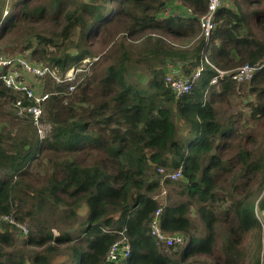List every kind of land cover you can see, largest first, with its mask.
I'll return each instance as SVG.
<instances>
[{
    "label": "trees",
    "instance_id": "trees-1",
    "mask_svg": "<svg viewBox=\"0 0 264 264\" xmlns=\"http://www.w3.org/2000/svg\"><path fill=\"white\" fill-rule=\"evenodd\" d=\"M5 1L0 42L11 51L24 44L19 52L30 50L29 60L63 70L97 59L66 100L46 101L51 128L42 139L29 115L16 116V96L0 79V216L31 229L19 248L13 225L0 219V264H107L118 231L131 253L112 264H264L257 215L264 212V65L248 80L210 82L212 66L233 71L264 61V35L255 30L264 25V0L221 6L208 38L198 20L207 0H20L12 19L14 3L4 17ZM200 64L189 93L176 95L166 84L167 74L187 75ZM137 67L151 71L143 87L126 79ZM240 92L254 97L245 103L249 111L221 118L220 104ZM177 169L179 179L163 178ZM164 186L175 200L162 206L160 225L186 237L181 250L148 232L160 205L154 195ZM46 207L59 209L68 227L54 234L41 224ZM193 213L201 236L193 234Z\"/></svg>",
    "mask_w": 264,
    "mask_h": 264
},
{
    "label": "built area",
    "instance_id": "built-area-1",
    "mask_svg": "<svg viewBox=\"0 0 264 264\" xmlns=\"http://www.w3.org/2000/svg\"><path fill=\"white\" fill-rule=\"evenodd\" d=\"M207 11L199 16V24L201 28L200 35L204 38H208L211 31L214 29L216 22V11L221 7L222 0H207ZM7 13V8L4 9V14ZM19 54V53H18ZM203 62L210 64L206 54L203 55ZM90 63L89 58H83L82 64H73L69 68L61 69L56 65L49 64H35L29 61V58L24 55L15 54H3L0 52V79L4 86L14 92L16 96L13 100V108L18 115L27 114L38 127L42 123H38L41 114L43 113V106L51 95H59L61 91L53 89L50 92L48 89H36L35 86L30 84L28 78L31 76L38 81L44 83L46 79L53 80L57 86L65 85L66 89L63 93L71 92L80 83L83 72L87 71L85 64ZM264 65V61L255 64H243L237 67L235 70H222L217 69L216 74L210 80L211 84H216L225 76L229 75L232 79L237 81L248 80L252 78L255 71ZM203 70V66L200 64L195 67L187 75L172 76L167 74L165 77L166 84L176 95H182L192 91L196 85L197 80L200 78ZM38 88V86H37ZM40 132V129H38ZM159 172H163L162 168H158ZM181 169H177L172 172H164L163 178L170 180H177L181 177ZM162 213V206L159 205L153 213L149 224L148 232L152 239L157 243H162L166 246H177L184 243L185 237L180 232L166 233L160 225V217ZM0 219L9 222L14 225L22 234H27V229L20 222L14 220L11 214H4L0 216ZM131 253V247L128 236L124 231H118V236L109 246L105 256V262L107 264L116 263L118 261L126 259Z\"/></svg>",
    "mask_w": 264,
    "mask_h": 264
},
{
    "label": "rangeland",
    "instance_id": "rangeland-1",
    "mask_svg": "<svg viewBox=\"0 0 264 264\" xmlns=\"http://www.w3.org/2000/svg\"><path fill=\"white\" fill-rule=\"evenodd\" d=\"M86 1V0H84ZM16 0H6L5 1V4L4 6H2V9H5V8H9L12 6V4L14 3V6L11 7V10H12V14H10L9 16V19H12L13 17H15V14H16V11L18 9V6H19V3H20V0L18 1L17 4H15ZM238 3H242L244 6L247 5V3L243 2L242 0H222L221 1V6L223 5H226V6H229L230 8L232 9H236V6ZM242 6V7H244ZM264 8V4L262 6ZM256 30V33H260V35H264V25L262 27H258L255 29ZM32 42H35V39L34 38H31L30 39ZM24 44H20L18 45V48H16L14 51H11L12 50V45L11 44H4L3 42H0V52L7 55V54H15V55H19L18 53H20L21 55H24V56H29L30 55V50H27V51H24V52H19L21 50V47H23ZM48 50L50 51H54V48H56L55 46H49L47 47ZM33 50V48L31 49V51ZM11 51V52H10ZM70 52H75L74 49H71ZM90 59V63H87L85 64V67L87 68V71L83 72V76H82V79L80 80V83L75 87L74 90L77 89V87H79L80 85H82L84 83V81L87 79V77L90 75V72H91V63L97 59V57H93V58H89ZM30 62H33L35 64H39V63H43V64H49V65H53V64H50L48 61L46 60H41V61H34L33 59L29 60ZM75 64H80V65H83L82 64V59L78 60L77 63ZM151 71L146 68V69H143L141 67H137L136 71L133 69H129L128 72L126 73V76H127V81L134 85V86H137V87H143L142 84H145L147 82V80L150 78V73ZM168 71H166L167 73ZM28 80L30 81V84L35 86L36 89L38 90L39 88L40 89H47V84L51 83V84H54V81L53 80H49V79H46L43 82L41 81H38L36 78H33V77H29ZM55 86H57L56 84H54ZM38 86V88H37ZM52 87L53 89H56V87ZM62 86H65V85H62ZM66 89V86L65 88L61 91V93L58 95L59 97H64V100H66V97L68 95H70L74 90H72L71 92H68V93H63V91ZM254 100V97L252 95H249L248 92H240L238 94H234L232 95L230 98H229V102H225L223 101L221 104H220V107H219V112H220V116L221 118L222 117H226V114L229 112V111H232L233 113L238 111V110H242V112H245L247 113L249 110H248V107L246 106V101H253ZM46 102L43 106V113L41 114V117L38 121V123H42V125L40 127H38L36 125V123L33 121L34 125H35V128L37 130V135L40 139L42 138H45L47 136V134H49L50 132V128H51V124L46 122L44 120V117H45V107H46ZM16 116L19 118V119H23V118H26L27 117V114H23V115H18L17 112H16ZM178 123L180 125H182V134H185L187 131H188V128L187 126L182 123V121H178ZM24 127V126H22ZM38 129H40V132L38 131ZM264 143V141H262ZM0 177H3V172L0 170ZM154 198L158 201V203L161 205V206H164V205H168L170 203H172L175 198L171 196V192H170V189H169V186H164L162 189H160L155 195H154ZM79 214L80 216H82L84 214V209H80L79 210ZM258 217H260L262 220H264V212L262 213H258L257 214ZM12 216V215H11ZM60 216H63V214H61V211L59 209H56V208H49V207H46L45 209V216L42 217L40 219V222L41 224L45 225L47 228H51L53 230V233L54 234H58V232H60V229L63 227H68V220L67 222L65 223H61L59 222V218ZM193 222L195 224V229L193 231V234L194 236H201L204 234L205 232V229H204V226H203V223L201 221H199L197 215H195L193 213ZM12 218L14 220H16L14 218V216H12ZM2 220V219H1ZM4 221V220H3ZM17 222H20L18 220H16ZM7 222V221H6ZM9 223V222H8ZM22 225H24L27 229V234H22L17 227H15L13 225V227L10 228V232L13 236V238L17 241L15 242L16 243V246L21 248L22 247V243L20 241H18L19 239H26L25 237L29 234V232H31V229H30V223L25 221V222H20ZM10 224V223H9ZM220 230V229H219ZM186 242V237H185V240H184V243H182L181 245H177L175 246V248L178 249H182L184 246H182L183 244H185ZM182 246V247H181ZM261 246H263L261 248V258H262V261L264 263V240L262 241L261 243ZM61 260V258L56 261L57 264H59V261Z\"/></svg>",
    "mask_w": 264,
    "mask_h": 264
},
{
    "label": "crops",
    "instance_id": "crops-1",
    "mask_svg": "<svg viewBox=\"0 0 264 264\" xmlns=\"http://www.w3.org/2000/svg\"><path fill=\"white\" fill-rule=\"evenodd\" d=\"M170 68H171L170 72H172L174 74H182L180 65H173V66L171 65Z\"/></svg>",
    "mask_w": 264,
    "mask_h": 264
},
{
    "label": "clouds",
    "instance_id": "clouds-1",
    "mask_svg": "<svg viewBox=\"0 0 264 264\" xmlns=\"http://www.w3.org/2000/svg\"><path fill=\"white\" fill-rule=\"evenodd\" d=\"M7 13H8V10H7ZM7 13H5L3 16L5 17L7 15Z\"/></svg>",
    "mask_w": 264,
    "mask_h": 264
}]
</instances>
